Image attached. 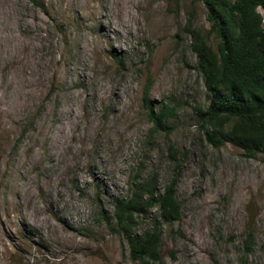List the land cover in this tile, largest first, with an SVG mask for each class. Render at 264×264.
Returning a JSON list of instances; mask_svg holds the SVG:
<instances>
[{"label":"rangeland","instance_id":"374dc122","mask_svg":"<svg viewBox=\"0 0 264 264\" xmlns=\"http://www.w3.org/2000/svg\"><path fill=\"white\" fill-rule=\"evenodd\" d=\"M125 1L0 0V264H138L105 218L153 174L160 193L175 180L181 211L160 264H264V163L210 146L195 111L203 5ZM147 83L155 109L175 108L169 135L152 132Z\"/></svg>","mask_w":264,"mask_h":264},{"label":"trees","instance_id":"16d2710c","mask_svg":"<svg viewBox=\"0 0 264 264\" xmlns=\"http://www.w3.org/2000/svg\"><path fill=\"white\" fill-rule=\"evenodd\" d=\"M197 1L209 24L207 35L193 37L190 44L207 98L206 107L195 110L205 127V141L215 149L229 144L264 163V0ZM209 37L216 41L214 49L208 46ZM148 91L149 83L143 90V108L152 132L169 135L175 108L165 104L155 109ZM168 155L175 163L178 152L173 146ZM175 183L172 180L160 193L153 174L136 183L127 197L113 201L111 218L105 220L124 237L132 261L160 264V228L171 227L181 216ZM152 210L157 216L151 228L137 235V221ZM177 235L182 236L180 231Z\"/></svg>","mask_w":264,"mask_h":264},{"label":"bare ground","instance_id":"6f19581e","mask_svg":"<svg viewBox=\"0 0 264 264\" xmlns=\"http://www.w3.org/2000/svg\"><path fill=\"white\" fill-rule=\"evenodd\" d=\"M124 1H125V0H124ZM125 2H127V1H125ZM128 3H129V2H128ZM124 5H125V4H124ZM128 5H129V4H128ZM128 5H127V6H128ZM130 14H131V13H129V11L126 10V9H125V6H124L122 12H121V13H118L117 16L120 15V16H121L120 22H121L122 24H124V25H125V24L127 25V22H128V20H129ZM131 17H132V16H131ZM131 17H130V19H131ZM129 21H130V20H129ZM115 22H116V21H115ZM117 23H118V22H117ZM117 25H118V24H117ZM121 26H122V25H121ZM121 26H120V27H121ZM122 27H123V26H122ZM116 29H117V28L114 27L113 30L117 32ZM120 30H122V29H120ZM121 32H122V31H121ZM121 32H120V33H121Z\"/></svg>","mask_w":264,"mask_h":264}]
</instances>
